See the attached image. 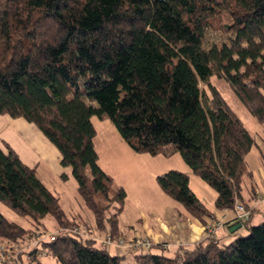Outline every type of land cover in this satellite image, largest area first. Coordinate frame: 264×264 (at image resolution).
I'll use <instances>...</instances> for the list:
<instances>
[{"label":"trees","instance_id":"16d2710c","mask_svg":"<svg viewBox=\"0 0 264 264\" xmlns=\"http://www.w3.org/2000/svg\"><path fill=\"white\" fill-rule=\"evenodd\" d=\"M223 14L230 23L213 27L211 20ZM210 27L225 37L206 46ZM212 75L264 123V0H0V115L32 123L57 148L98 228L114 207L106 218L114 238L125 190H113L98 164L93 116L108 117L135 152L156 155L162 145H174L215 190L216 210L232 209L235 201L248 207L252 195L243 196L242 184L247 179L253 194L247 155L255 138ZM156 182L191 218L203 223L209 216L182 171L159 174ZM0 203L35 222L25 228L0 213V244L7 250L33 239L47 216L63 230L30 246L26 263L19 255L21 264H45L38 252L59 264L121 262L93 237L72 231L75 218L64 215L35 167L6 142L0 144ZM250 220L243 223L246 235L235 230L227 242L208 237L172 257L151 253L154 244L141 257L153 264H264V220Z\"/></svg>","mask_w":264,"mask_h":264},{"label":"rangeland","instance_id":"374dc122","mask_svg":"<svg viewBox=\"0 0 264 264\" xmlns=\"http://www.w3.org/2000/svg\"><path fill=\"white\" fill-rule=\"evenodd\" d=\"M230 21V17L227 14H223L215 20H211V25L216 27L221 22L222 24H228ZM224 37L225 34L222 30H220V28L210 27L205 33V45L209 46L213 42L223 40ZM209 79L210 82H212L221 92L225 100L241 119L244 126L255 138V145L247 155V162L249 167L253 169L252 171L254 177L256 178L259 173L257 167H255L256 159L259 162L262 161L264 166V158H262V154L258 150L259 146H264V123L258 122L244 108L240 100L224 79L218 78L215 75L210 76ZM91 121L96 131L94 144L95 150L100 158L98 159V164H102V167L112 177L113 190H117L119 187H122L126 191L124 202L121 206L123 210L118 216L121 222L119 228L122 229L124 234L128 233V228H130V226L139 228V226H142L143 224L145 225L151 223L156 227L158 223H161V221L170 219L171 214L177 218H183V216L187 214L177 203H175L159 188L156 182L157 175L165 173L169 170H179L185 173L189 178V186L196 196L210 212L216 211V208L214 207V200L216 196L215 190L200 177L191 172L189 167L180 157L179 153L174 149V145H162L161 151L156 155H151L148 152H135L132 149H128L129 153L126 155L123 153L122 147L120 146V144L124 145L126 143H124L117 132L115 125L108 117L104 116L103 119H100L97 116H93ZM46 181V183H48V189L58 197L59 205L64 215L70 219H74L76 216L81 218L82 222L81 220L75 218V223L78 224V227L82 231L84 230L86 234L95 239L94 245L96 247L104 248L113 255H121L122 259L120 264H153L145 261L141 257L143 252L140 250L118 247L113 244H109L107 246L102 244V241L110 233V224L106 218L110 214L114 213L115 209L111 205L109 209L105 210V218L103 220L105 227L102 229L98 228L91 211L88 209L81 195L77 191V181L72 176L70 171L68 179L61 180L53 178L50 180L47 179ZM253 181L254 184L261 189V192L264 193V181H258L256 179ZM248 185L249 181L245 179L242 184L243 192L248 190ZM106 203L107 202H103L105 205ZM0 213L8 220L14 221L22 227L34 228L35 222H33L29 217L16 214L2 203H0ZM263 220L264 217L259 220L257 215H255L250 224H257ZM40 227V229H35L34 237H36L37 233H42V237L44 233L56 232L58 228L51 216L45 217L42 220ZM238 230V234L246 235L248 233L246 227L243 225L238 228ZM137 235L147 236L151 239L148 234L138 233ZM31 237H26L27 240L25 243L28 242V239ZM125 240L130 241L131 239L128 240V238L125 237ZM162 241L171 243V238L163 236L161 242ZM15 245L17 246L19 244ZM25 247L27 248L28 246ZM150 250L154 254L172 257L174 256V250H176V247L164 250L154 246ZM49 259L52 260L50 257L45 260L48 261ZM52 264L59 263L53 261Z\"/></svg>","mask_w":264,"mask_h":264},{"label":"crops","instance_id":"0c3cea01","mask_svg":"<svg viewBox=\"0 0 264 264\" xmlns=\"http://www.w3.org/2000/svg\"><path fill=\"white\" fill-rule=\"evenodd\" d=\"M2 142L8 143L18 153L20 159L25 164H27L30 167H35L38 178L43 182V184L47 188H48L47 185L48 183H46L47 179L49 180L53 178L61 179V180L68 179V174L70 170L67 167H63L61 165L60 163L61 155L59 151L52 143H50L47 140V138L32 123L27 122L23 118L13 119L8 115H0V144ZM124 145L120 144L123 153L128 155L129 153L128 149L131 148L128 145L127 146ZM262 146H259L258 150L264 156V146L263 147ZM98 159H100L99 156ZM255 162H256L255 167H257L259 173L256 178L254 177L253 174V180L256 179L258 181H264V166L262 164V161L259 162L256 159ZM99 165L107 173V171L102 167V164L99 163ZM62 175H65V177L63 178ZM125 195H126V191H125ZM251 195L253 196L248 201V206L252 209V217L250 222L252 221L255 215H257V218L259 220L260 218L264 217V193L261 192V189H259L256 184H254V181H253V194H251V191H249V185H248V190L246 192H243V196L246 199H248L249 196ZM122 210L119 212V214L122 212ZM211 214H214L219 218L222 217L224 223L230 221L234 215L231 209L216 210L210 212L209 216L205 217L204 222L201 223L198 220L191 218L187 214H185L183 218L182 217L177 218L176 216L171 214V218L168 220L161 221L159 219L161 223H158L156 227L151 223L145 225L143 224L142 226H139V228L130 226V228H128L129 231L127 234L126 233L124 234L122 232V229L119 228L121 222L119 220L120 218L117 216L118 230L120 233L119 236H125L129 240V239H133L135 237V234L137 235L138 233L148 234L151 237L154 244H156L155 246L158 247L159 249L161 248L160 246L157 245V243L161 242L163 236H165L166 238H171L172 245L170 248L176 247V250H174V254L176 255V253L179 252L181 249L192 247L195 244H197L199 241L209 237L204 231V225L207 222H209ZM74 218L81 220L82 222L81 218L77 216ZM230 230H231L230 227L229 229H227L226 226H222L218 228L215 231V235L210 238L219 240V242H227L232 239V235H231L232 232ZM236 230L238 234L239 233L238 228ZM31 240L32 239H29L28 242L26 243L24 242L23 245L20 244L22 249L19 252V255L21 259L25 261V263L28 261V257L25 251L28 250L29 247L31 246L29 245V242ZM25 246L28 247L26 248ZM48 257L49 256L43 255L39 259L45 264H52L54 261L52 258L51 259L53 261L50 259L48 261L45 260Z\"/></svg>","mask_w":264,"mask_h":264},{"label":"built area","instance_id":"2783aa9c","mask_svg":"<svg viewBox=\"0 0 264 264\" xmlns=\"http://www.w3.org/2000/svg\"><path fill=\"white\" fill-rule=\"evenodd\" d=\"M227 210V209H224ZM233 211V218L229 221L224 223L222 217H217L214 214L210 215V220L204 225V231L209 237H213L215 235V231L222 227L226 226L227 229L229 227L231 228L234 224L240 223L241 226L243 223H246L250 220L251 217V208L245 206L240 201H235L233 208L231 209ZM63 230L58 229L56 232L53 233H44V235L41 237L42 233H37L36 237L33 238L29 242V245L33 246L37 244L38 241L41 239H48L53 240L55 238V235L57 233H61ZM73 232L79 233L84 235V230L82 231L79 227H74L72 229ZM84 236H89L85 233ZM102 244L107 246L109 244L116 245L118 247H126L134 250H140V251H147L149 250L153 245L154 242L147 236H141L136 235L133 239L130 241H126L123 236H119L117 238H114L110 233L106 236V238L102 241ZM161 248L164 250H169L171 247L170 242H160ZM20 245H15L11 250H7L3 244H0V263L2 264H21L19 261V252L21 251ZM37 258H40L43 256V253L38 252Z\"/></svg>","mask_w":264,"mask_h":264},{"label":"water","instance_id":"95a60500","mask_svg":"<svg viewBox=\"0 0 264 264\" xmlns=\"http://www.w3.org/2000/svg\"><path fill=\"white\" fill-rule=\"evenodd\" d=\"M241 226V224L240 223H236V224H234L232 227H231V232H233L234 230H236L237 228H239Z\"/></svg>","mask_w":264,"mask_h":264}]
</instances>
